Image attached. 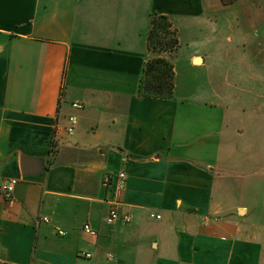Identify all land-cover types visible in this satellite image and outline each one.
Masks as SVG:
<instances>
[{"label": "crops", "instance_id": "crops-1", "mask_svg": "<svg viewBox=\"0 0 264 264\" xmlns=\"http://www.w3.org/2000/svg\"><path fill=\"white\" fill-rule=\"evenodd\" d=\"M246 4L230 37L209 0H0V179H19L0 264L264 263V4ZM152 14L192 47L199 95L139 96ZM116 204L130 223L106 221Z\"/></svg>", "mask_w": 264, "mask_h": 264}, {"label": "trees", "instance_id": "trees-1", "mask_svg": "<svg viewBox=\"0 0 264 264\" xmlns=\"http://www.w3.org/2000/svg\"><path fill=\"white\" fill-rule=\"evenodd\" d=\"M148 43L149 51L156 55L145 63L138 94L141 97L173 99L176 92V73L169 54L178 49L180 41L170 17L160 14L150 16Z\"/></svg>", "mask_w": 264, "mask_h": 264}, {"label": "rangeland", "instance_id": "rangeland-1", "mask_svg": "<svg viewBox=\"0 0 264 264\" xmlns=\"http://www.w3.org/2000/svg\"><path fill=\"white\" fill-rule=\"evenodd\" d=\"M248 0H209V2H218L219 3V24L223 25L224 27V31L227 35H229L230 37L232 36L233 30L232 27H234V24L236 23L237 17L236 15H238L237 13L241 14V22H243L244 24H246L247 22V17H246V12H247V2ZM253 1V0H252ZM258 3H262L264 4V0H254ZM240 3H245V5H240L238 6ZM238 6V7H237ZM232 26V27H231ZM174 28L176 29V27L174 26ZM178 32V30H177ZM235 33V31H234ZM241 34V33H240ZM242 34H247L246 30L244 31V33ZM178 37H179V33H178ZM183 37L186 38V36L184 35ZM180 41V39H179ZM236 43H231V42H224V46L227 47L229 50L233 49V50H237L238 46L241 45L240 49L243 53L248 51V44L246 41V37L244 40H240V44L239 42L237 43V41H235ZM192 49L191 46L187 45L186 42H184L183 47L181 48V44L178 47L177 50H174L172 53L169 54V59L173 62L174 67H175V73H176V69H178V74H177V78H176V86L179 88L178 90V95L182 96V95H199L198 93L201 90H206L205 82H204V70L203 69H199V68H191L189 67L186 63H185V55L188 54V52ZM154 55H156L155 52L150 51V57H153ZM167 55V54H166ZM246 58V57H244ZM243 58H241L242 60ZM244 60V59H243ZM246 66V65H245ZM216 67H219V63L216 64ZM224 67H229V64H225ZM211 77L215 78V79H219V73H212ZM200 90V91H199ZM192 93V94H191ZM243 95L244 92L241 90H233V92H230V94L228 95L229 97H233V95ZM234 95V96H235ZM227 96V97H228ZM237 108V107H236ZM264 264V263H262Z\"/></svg>", "mask_w": 264, "mask_h": 264}, {"label": "built area", "instance_id": "built-area-1", "mask_svg": "<svg viewBox=\"0 0 264 264\" xmlns=\"http://www.w3.org/2000/svg\"><path fill=\"white\" fill-rule=\"evenodd\" d=\"M72 107L77 110L83 109V103H73ZM76 123H77V117L75 115H71L67 118V126L65 127L66 132L69 135H72L75 132L76 129ZM111 176H107L105 178V181H109ZM127 178L128 175L126 171H121L117 175V189L121 192L125 189L127 184ZM19 183V179L17 178H11V179H0V196H3L7 199H10L13 197L15 189L17 187V184ZM122 219L126 223L131 222V216L124 215L122 218V215L120 214L119 208L116 205H113V207L110 209L108 216L106 218V221L109 224H114L118 219ZM46 222H48V218H44ZM85 231L89 233L92 236H97V231L94 230L89 224L85 225ZM60 235H65L64 231H59ZM0 254H1V247H0ZM82 255L86 257H91V254L89 253H82Z\"/></svg>", "mask_w": 264, "mask_h": 264}, {"label": "water", "instance_id": "water-1", "mask_svg": "<svg viewBox=\"0 0 264 264\" xmlns=\"http://www.w3.org/2000/svg\"><path fill=\"white\" fill-rule=\"evenodd\" d=\"M200 61H201L200 58H197V59H196V62H197V63H199ZM23 173H24V174H28V173H31V172L25 170V167H23Z\"/></svg>", "mask_w": 264, "mask_h": 264}]
</instances>
